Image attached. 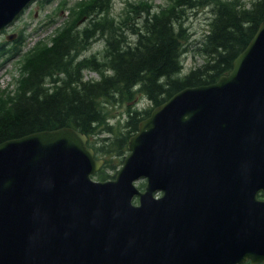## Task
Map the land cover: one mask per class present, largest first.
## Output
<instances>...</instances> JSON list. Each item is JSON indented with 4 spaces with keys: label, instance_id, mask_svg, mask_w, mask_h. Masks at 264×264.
<instances>
[{
    "label": "water",
    "instance_id": "obj_1",
    "mask_svg": "<svg viewBox=\"0 0 264 264\" xmlns=\"http://www.w3.org/2000/svg\"><path fill=\"white\" fill-rule=\"evenodd\" d=\"M32 1L0 0V30ZM88 141L0 143V264L264 262V21L228 74L139 123L114 179Z\"/></svg>",
    "mask_w": 264,
    "mask_h": 264
},
{
    "label": "trees",
    "instance_id": "obj_2",
    "mask_svg": "<svg viewBox=\"0 0 264 264\" xmlns=\"http://www.w3.org/2000/svg\"><path fill=\"white\" fill-rule=\"evenodd\" d=\"M112 1L76 2L67 23L26 52L21 31L10 51L18 58L20 75L14 89L0 91V143L73 127L89 136L96 157L105 158L97 179L115 177L106 168L123 164L130 137L153 108L186 87L212 84L228 74L264 21V0H253L250 7L239 0H172L159 9L129 2L121 19L109 15ZM210 4L213 16L200 47L205 63L184 73L185 12ZM97 40H105L103 50L83 56ZM86 71L99 78H86ZM141 97L150 107L137 108ZM115 102L132 103L126 119L112 124L107 104Z\"/></svg>",
    "mask_w": 264,
    "mask_h": 264
},
{
    "label": "rangeland",
    "instance_id": "obj_3",
    "mask_svg": "<svg viewBox=\"0 0 264 264\" xmlns=\"http://www.w3.org/2000/svg\"><path fill=\"white\" fill-rule=\"evenodd\" d=\"M67 1V5L63 6V2ZM76 0H37L32 3L27 9L11 24L4 29L0 30V91L4 88L14 89L15 78L20 75V64L17 61V57L13 56L14 52H10L16 39L22 34L27 38V42L23 47L24 52L33 47L40 39L48 40L55 34L56 27L65 25L71 15L67 17L68 6H71ZM172 0H113L112 8L109 15L115 16L117 19H121L124 16L127 4L129 2H147L152 9H159L160 7H166ZM242 4L240 6L250 7L252 0H239ZM44 2V3H43ZM213 16V5H206L198 7L196 9H187L184 16V27L187 29L188 42L186 45V52L183 55L184 73L189 72L192 68L198 67L205 63V56L200 53L201 41L209 30V22ZM55 19L53 23L51 20ZM87 18H85L86 20ZM82 19L81 22H83ZM87 21V20H86ZM22 31V33H21ZM15 35L11 40L9 36ZM105 46V40H97L93 42L85 52L83 56L89 57L94 53H99ZM86 78H99V74L93 71L85 72ZM138 99V98H137ZM137 108L150 107V101L145 97H141L136 100ZM132 102L126 104L115 102L108 103L107 108L111 115V123L117 124L118 120L123 121L126 119L128 106ZM96 141V138L93 139ZM93 148V147H92ZM129 153V152H128ZM127 153V154H128ZM118 169L110 170L106 168V172L109 175H116ZM97 180V176L94 177ZM107 179H114V177H108ZM145 181L142 180L138 183V186L142 188V184ZM144 188V187H143ZM264 264V263H262Z\"/></svg>",
    "mask_w": 264,
    "mask_h": 264
}]
</instances>
